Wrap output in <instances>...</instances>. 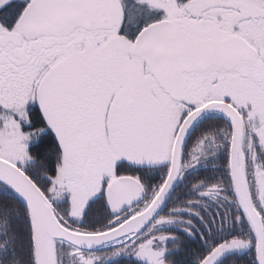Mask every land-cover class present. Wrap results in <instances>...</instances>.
<instances>
[{"label": "snow or ice", "instance_id": "6c2138e0", "mask_svg": "<svg viewBox=\"0 0 264 264\" xmlns=\"http://www.w3.org/2000/svg\"><path fill=\"white\" fill-rule=\"evenodd\" d=\"M0 264H264V0H0Z\"/></svg>", "mask_w": 264, "mask_h": 264}]
</instances>
